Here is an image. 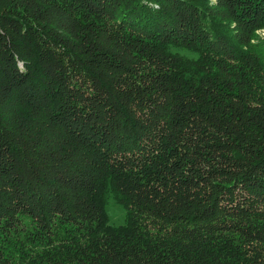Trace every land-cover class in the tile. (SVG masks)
Masks as SVG:
<instances>
[{
	"label": "trees",
	"instance_id": "obj_1",
	"mask_svg": "<svg viewBox=\"0 0 264 264\" xmlns=\"http://www.w3.org/2000/svg\"><path fill=\"white\" fill-rule=\"evenodd\" d=\"M262 29L264 0H0V264H264Z\"/></svg>",
	"mask_w": 264,
	"mask_h": 264
},
{
	"label": "rangeland",
	"instance_id": "obj_2",
	"mask_svg": "<svg viewBox=\"0 0 264 264\" xmlns=\"http://www.w3.org/2000/svg\"><path fill=\"white\" fill-rule=\"evenodd\" d=\"M213 1L217 2L218 0H213ZM258 36L259 38L264 39V29L258 32ZM108 211L110 212L111 218L113 219L114 223L119 224L122 222L124 213L121 208L113 204L112 206H110Z\"/></svg>",
	"mask_w": 264,
	"mask_h": 264
}]
</instances>
